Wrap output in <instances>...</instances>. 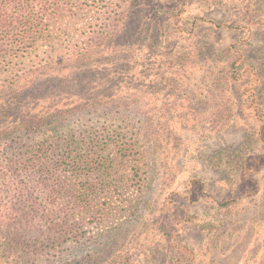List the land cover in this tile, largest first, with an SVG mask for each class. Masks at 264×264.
Returning <instances> with one entry per match:
<instances>
[{
    "label": "rangeland",
    "instance_id": "1",
    "mask_svg": "<svg viewBox=\"0 0 264 264\" xmlns=\"http://www.w3.org/2000/svg\"><path fill=\"white\" fill-rule=\"evenodd\" d=\"M257 3L264 10V0ZM245 5V0L217 6L208 0H50L46 10L58 7L55 19L52 15L44 27L34 24L20 46L0 55V125L11 114L19 118L48 107L86 104L94 97L134 86L142 93V109L129 102L108 104L92 112H75L63 130L14 136V164L5 169L18 184L1 198L10 203L21 194L10 226L18 235L23 230L31 235L25 247L9 252L4 260L9 264H123L121 259H129V264H245L239 260L238 242L245 228L253 226L254 218L264 211V169L254 176L259 191L252 185L225 191L219 186L221 170H232L228 156L219 152L221 147L240 156L259 152L260 144L242 140L254 133L262 143L264 117L253 120L239 104V93L234 119L217 133H210L212 108L194 94L189 95L192 104L179 99L166 110L161 100L155 101L156 94L148 95L149 88L155 92L164 88L159 80L168 61L160 60L161 56H194L191 51L196 48L199 56H207L205 47L211 40H216L214 48L221 50L238 42L243 67L252 65L257 72L264 67V25L249 24L251 31L240 29L236 36L212 25L213 20L219 24L231 13L239 16ZM125 22L129 35L125 31L120 42L126 40L127 49L121 45L116 53L96 51L94 58L137 56L127 67L111 64L107 57L86 64L73 61L78 56L67 55L84 42L109 36L103 40L108 44L113 39L109 33L122 34ZM194 40L197 44L193 46ZM182 73L191 88L204 85L198 64L189 65ZM73 81L81 85L72 86ZM205 83H209L206 77ZM29 86L34 87L32 93ZM161 95L166 99L168 91ZM9 104L10 111H4ZM245 124L251 129L244 130ZM67 131L79 145H85L95 132L109 144L106 153L117 152L120 138L133 142L135 156L124 171L137 169V175L132 174L128 185L120 189L105 190L97 174L89 172L87 176L89 167L83 172L75 169L73 160L64 156L65 147L53 150L66 139ZM3 147L0 144V150ZM67 149L68 153L74 151L73 145ZM43 164L47 169L41 170ZM55 172L71 187L51 196L48 187L53 188L50 177ZM198 183L207 185L203 193ZM252 228L250 232L256 233ZM171 235L172 247L167 244Z\"/></svg>",
    "mask_w": 264,
    "mask_h": 264
},
{
    "label": "trees",
    "instance_id": "2",
    "mask_svg": "<svg viewBox=\"0 0 264 264\" xmlns=\"http://www.w3.org/2000/svg\"><path fill=\"white\" fill-rule=\"evenodd\" d=\"M54 1L58 3L59 0ZM208 1L216 6L220 3L224 4L229 2V0ZM245 1H247V5H245L244 10L239 11V16L231 13L228 16H224L225 18L220 19L219 24H216V21L213 20V27L230 31L236 36L240 34V29L251 31L252 29L249 28V24L258 25L259 23L264 25V10L257 7V0ZM49 2L50 0H0V55L13 51L14 47L20 46L33 31L34 24L39 25V27L44 24H49L48 22L53 18L52 15H54L55 19L58 7L52 12H49V9L46 10ZM240 15L243 16V19H240ZM126 17L128 18V16ZM172 18L173 16L168 21L166 19L163 22L167 21L171 23ZM90 23L92 24L93 22ZM240 23H244L245 26H240ZM195 25H197L196 21ZM121 26H123L122 23L120 24ZM128 30L129 28L125 22L122 34L115 33L118 31H111L112 33H109L113 39L108 44L104 45L103 40L108 39L107 37L109 36L99 40H92L89 43L84 42L83 46L75 47L67 52V55L78 56L73 58L75 62L91 64L92 62L90 60H93L96 51L105 54H109V52L116 53V49L121 45H124V49H127L126 40L122 43L120 39L125 38V31L128 37ZM115 36L116 38H114ZM193 37H196V34ZM214 42L216 43V40H211L205 47L206 52L204 53L207 56H199L201 53L199 48L191 51L197 56H161L160 60L168 61V65L165 66L168 67L163 70V77L159 80L164 88L156 92L154 88H149L148 95L151 94L149 98H152L156 94L155 101L161 100L164 104L162 109L166 110L170 103H177L179 99L187 102L189 105L192 104L193 102L189 99V95L194 94L199 102H206L212 108V112L209 115L211 116L209 117L211 119V122H209V131L210 133H217L234 119V105L237 103L236 97L241 93V102L239 104H242L248 110L253 120L256 117L261 121L262 117H264V67L258 69V72L252 65L243 67L241 61L243 54L239 49L238 42H234L225 47L224 50L214 48ZM195 44H197L196 40L192 42L193 46ZM106 57L112 61L110 62L111 64L122 67H127L130 63L136 61V59L138 60L137 56H96L93 61L97 60L102 62ZM160 64H162V61ZM197 64L202 69V74H204L202 79L204 85L201 83L198 85L194 84V88H191V83L184 80L182 71L187 69L189 65L194 66ZM205 77L209 79L208 84L205 83ZM72 84V86L81 85L78 84V81H73ZM28 88H33L30 90L31 93L34 91L33 86H29ZM191 89L193 92H190ZM165 90L168 91V97L166 99L161 97V94ZM142 97L141 91H138V88L134 86L132 88H126L119 93L116 92L113 95L94 97L86 104L74 103L77 105H73L71 103V106L62 105L52 109L48 107L38 113L32 112L25 116H18L19 118H14L12 116L13 114H11L10 118L4 124L0 125V144L4 145L3 149L0 150V264H9L4 260V257L9 252H14L18 248L25 247L24 244L29 243L31 235L29 230L20 231L21 233L18 235L19 231L10 226L15 208L22 201L21 194H17V201L12 200L10 203H3L1 198L3 193L9 194L13 190V186L18 184L15 181V176L10 178L9 172L5 169L14 164V152L11 150L14 143L11 140L14 136L23 134L22 136L29 135L30 137L43 129L46 131L63 130L75 112L84 110L92 112L108 104L117 103L120 105L124 102H129L133 105H139L138 107L142 109ZM191 107L195 113H199L194 106ZM10 108L11 106L9 104L5 107L4 111H10ZM154 116L155 113L152 117ZM247 127H249V124H245V127L243 126L244 130L251 129ZM66 133L67 136L64 139L66 144L62 140L53 150H62L65 147L64 156L73 160L72 164L75 165V169L83 172V169L89 167L87 176L89 172L90 175L97 174L102 179L105 190L114 191L115 189H120L123 185H128L132 174L137 175V169L124 171L130 159L135 156L136 149L133 142L120 138L115 145L118 148L117 152L106 153L109 150V144L96 136L95 132L90 133L87 140H85V145L83 143L79 145L80 142L75 141L70 132L67 131ZM261 133H264V127ZM152 134L153 136L156 135L154 132ZM260 139L258 137L255 139L254 133H248L246 139L242 140L249 142L250 145L253 143L260 144V151L253 156L234 155L233 151L228 153L229 150L226 147H221L219 155L228 156L229 167L232 172L224 168L221 170L220 188H223L225 191L230 189L240 190L243 186L248 187V185H252V189L256 190V192L260 190L261 186L259 185V181L254 177L264 169V145H262V143L264 144V140L261 143ZM72 145L74 148L73 152L76 155L72 151L67 152L69 150L67 148ZM46 151H49V147H46ZM120 166L123 167L120 168ZM45 168L46 164H43L41 170H45ZM74 173L76 174L75 171ZM9 178L13 180V183H10ZM50 178L52 179L51 182H53V188L50 189L48 187L49 195L51 196L61 194L66 190V187L69 189L71 187L67 186L66 183L63 184L60 178L56 177V172ZM198 186H201V184L198 183ZM204 186L207 185L200 187L201 193L204 192ZM88 189L91 190L92 194L96 193L95 189L91 186ZM15 195L13 196L14 198ZM196 195L198 197L200 196L199 191L196 192ZM106 211L109 212L108 209ZM47 212H53V210H47ZM44 215L49 217L47 214ZM215 216L218 218V212L215 213ZM254 220L253 226L247 225L248 227L245 228L246 232L240 237L238 242V247L241 251L239 260L245 264H264V211L259 212L258 217L254 218ZM255 222L256 225H254ZM202 227L204 228L205 226ZM252 227L255 228L256 233L250 232L253 230ZM18 236H22L28 240L23 239L24 241H22ZM173 243L174 238L171 235L167 244L172 247ZM121 260L123 264H129V259L127 262H125L126 259Z\"/></svg>",
    "mask_w": 264,
    "mask_h": 264
}]
</instances>
